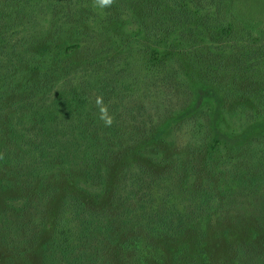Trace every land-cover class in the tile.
Listing matches in <instances>:
<instances>
[{
	"label": "trees",
	"instance_id": "obj_1",
	"mask_svg": "<svg viewBox=\"0 0 264 264\" xmlns=\"http://www.w3.org/2000/svg\"><path fill=\"white\" fill-rule=\"evenodd\" d=\"M207 1L211 8L202 16L204 25L196 22L195 16L202 14L195 3L198 0H157L148 8L151 29L145 23L138 26L143 48L127 62L134 74L127 75L120 62L115 69L87 71L74 79L70 77L71 59L82 54L84 63L93 66L100 51L98 39L85 32L87 20L79 21L75 35L80 38L74 44L66 43L64 52H57L59 43H55L56 51H50L51 62L45 68L36 61L26 63V54L32 50L37 53L48 45L46 42L33 37H3L8 24L31 14L32 0H0V250L24 257L39 232L48 226L50 207L58 197L44 264H114L111 249L123 255L126 264L159 261L162 247L173 244L197 221L199 212H206L211 202L205 192H199L202 196L183 210L176 203L153 205L155 186L163 184L166 177L137 160L128 163L117 176L111 174L112 166L126 149L158 143L167 131L164 126L159 130L162 125L153 119L117 117L119 94L129 97L145 81L135 73L138 62L156 69L165 87L160 103L166 105L174 96L169 81V70L174 65L164 52H174L176 44H172L181 42L169 40L177 30L188 34V24L193 32L207 29L218 45L221 37L228 36V40L236 41L239 51L264 42V25L249 20L237 9L236 0ZM79 9L76 14L71 7L68 9V22L74 23ZM146 32L152 38L149 45L145 43ZM237 35H241L242 45L233 39ZM178 47L175 52L180 54L182 45ZM23 64L25 68L19 73ZM97 97L108 106L113 117L111 126H105L99 118ZM189 120L179 119L169 128L183 139L184 127L191 126L186 138L194 162V153L197 161L200 149L213 155L233 141L216 125L208 128L207 124H190ZM67 180L69 187L59 190ZM108 188L105 208H96L84 196L90 190Z\"/></svg>",
	"mask_w": 264,
	"mask_h": 264
},
{
	"label": "rangeland",
	"instance_id": "obj_2",
	"mask_svg": "<svg viewBox=\"0 0 264 264\" xmlns=\"http://www.w3.org/2000/svg\"><path fill=\"white\" fill-rule=\"evenodd\" d=\"M156 1L114 0L110 7L101 8L94 0H63L62 4L57 0H32L31 14L8 24L3 37L17 40L33 37L46 42L47 50L43 47L37 53L28 52L26 63L36 61L47 68L50 51H56L55 43H59L57 52H64L66 43H76L80 38L75 35L79 21L84 19L86 34L95 36L99 42L97 64L88 66L82 54L76 55L71 59L70 77L77 79L87 71L115 69L120 62L130 75L134 74V68L128 66V59L143 48L144 42L138 26L145 23L151 29L148 8ZM195 3L198 12H202L195 16L196 22L204 24L202 16L210 11V3L207 0ZM70 7L74 14L81 8L73 18L74 23L66 19ZM236 7L249 20L264 25V0H236ZM48 27L55 30L48 31ZM193 29L189 24L185 26L190 31L186 35L177 30L169 40L181 42L172 44H176L174 52H164L174 65L169 70L174 89L170 103H160L164 83L157 78L156 69L142 61L135 65V73L145 78L144 83H139L129 97L123 94L118 99L114 97L121 107L119 119H153L162 125L159 130L164 126L167 131L158 143L126 149L112 166L111 176H117L134 160L152 167L155 174L166 177L163 184L155 186L153 205L161 207L176 203L183 210L195 203L194 198L202 196L199 192L209 194L211 205L205 208L206 212H199L197 221L173 244L162 247L159 261L151 259L147 264H264V42L239 51L236 41L228 40V36L221 37L218 45L207 29L196 32ZM148 33L145 43L149 45L152 38ZM233 39L242 45L241 35ZM178 45H182L180 54L175 52ZM24 68L23 64L19 73ZM179 119H190V124H207L208 128L216 125L233 141L213 155L198 148L201 152L197 153V161L194 153V162L186 138L191 126L184 127L183 139H178L169 128ZM68 184H71L68 180L63 181L59 190L64 191ZM108 190H90L84 196L96 208H105ZM58 203L59 197L50 207L48 226L39 232L26 255L17 258L0 250V264H44ZM241 253L247 254L240 256ZM110 257L114 264L127 263L116 249H111Z\"/></svg>",
	"mask_w": 264,
	"mask_h": 264
},
{
	"label": "clouds",
	"instance_id": "obj_3",
	"mask_svg": "<svg viewBox=\"0 0 264 264\" xmlns=\"http://www.w3.org/2000/svg\"><path fill=\"white\" fill-rule=\"evenodd\" d=\"M114 0H94L95 5L101 8L110 7ZM97 107L99 109V118L104 122L105 126H111L113 122V117L109 114L108 106L103 103L102 97H97L96 101Z\"/></svg>",
	"mask_w": 264,
	"mask_h": 264
}]
</instances>
